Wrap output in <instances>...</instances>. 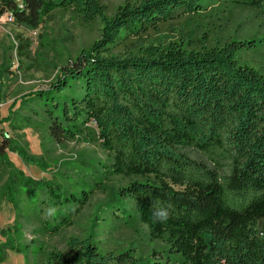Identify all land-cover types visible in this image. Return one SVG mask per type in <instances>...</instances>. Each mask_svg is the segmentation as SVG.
Wrapping results in <instances>:
<instances>
[{
  "label": "trees",
  "instance_id": "16d2710c",
  "mask_svg": "<svg viewBox=\"0 0 264 264\" xmlns=\"http://www.w3.org/2000/svg\"><path fill=\"white\" fill-rule=\"evenodd\" d=\"M217 1L264 14V0L128 1L111 19L102 0H0V17L11 15L32 30L57 11L72 10L88 24L100 19L101 39L62 69L47 91L35 94L53 140L96 136L114 174L145 179L119 188V197L136 204L151 236L167 242L181 264H264V74L240 60L244 50L260 53L262 40L141 41ZM74 87L82 89L81 97ZM8 151L20 154L2 132L0 160L8 162ZM29 184L33 197L41 186ZM15 188L10 186V196ZM44 189L42 223L56 236L70 225L58 211L75 208L79 214L88 193ZM169 205V219L155 220L154 208ZM50 207L57 213L50 215ZM67 248L51 252L47 263L150 264L134 250L102 253L91 238L72 237Z\"/></svg>",
  "mask_w": 264,
  "mask_h": 264
},
{
  "label": "rangeland",
  "instance_id": "374dc122",
  "mask_svg": "<svg viewBox=\"0 0 264 264\" xmlns=\"http://www.w3.org/2000/svg\"><path fill=\"white\" fill-rule=\"evenodd\" d=\"M137 0H102L106 17L111 19L126 2ZM0 21V133L14 142L15 152H7L8 162L0 160V264H48V256L66 253L72 237L91 238L102 253L134 250L150 264H181L170 253L167 242L154 239L147 225L139 219L136 204L120 199L118 189L142 178L117 176L112 172V158L97 142L96 136H77L74 141L59 144L53 140L40 102L35 94L47 91L60 77L62 69L73 64L78 55L101 39L103 24L86 23L76 12L57 11L38 29L17 24L5 14ZM166 43L182 38L191 43L222 45L230 39H253L262 42L260 53L244 50L243 64L264 74V14L255 9L238 8L227 2L210 4L199 16L170 21L143 40ZM139 41H133L138 45ZM130 42L121 43L119 52ZM76 97L82 89L74 87ZM29 180L35 186L29 194ZM16 192L10 196V186ZM54 186L63 196L80 197L88 193L82 211L61 209L70 225L53 236L44 228L39 203L48 199L44 186ZM124 211L121 218L115 213ZM57 212H54V214ZM264 228L261 222L260 229ZM12 246L14 250L9 247ZM176 261V262H175Z\"/></svg>",
  "mask_w": 264,
  "mask_h": 264
},
{
  "label": "clouds",
  "instance_id": "9594fccd",
  "mask_svg": "<svg viewBox=\"0 0 264 264\" xmlns=\"http://www.w3.org/2000/svg\"><path fill=\"white\" fill-rule=\"evenodd\" d=\"M4 18L3 17H0V21H2ZM170 205L169 206H160V207H155L154 208V211H153V217L155 220H157L158 222H164L166 221L167 219H169L170 217ZM49 211V214H54L55 212V209L50 207L48 209Z\"/></svg>",
  "mask_w": 264,
  "mask_h": 264
}]
</instances>
